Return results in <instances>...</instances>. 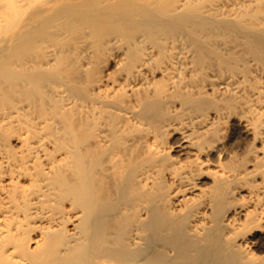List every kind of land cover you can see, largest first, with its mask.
Instances as JSON below:
<instances>
[{"label":"bare ground","instance_id":"obj_1","mask_svg":"<svg viewBox=\"0 0 264 264\" xmlns=\"http://www.w3.org/2000/svg\"><path fill=\"white\" fill-rule=\"evenodd\" d=\"M0 264H264V0H0Z\"/></svg>","mask_w":264,"mask_h":264}]
</instances>
